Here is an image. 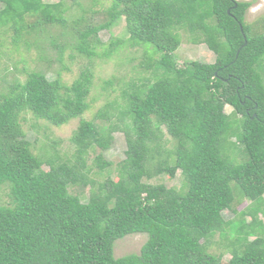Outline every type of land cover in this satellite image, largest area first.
<instances>
[{
    "label": "trees",
    "instance_id": "1",
    "mask_svg": "<svg viewBox=\"0 0 264 264\" xmlns=\"http://www.w3.org/2000/svg\"><path fill=\"white\" fill-rule=\"evenodd\" d=\"M85 1L0 0V28L17 41L77 6L61 35L92 57L97 33L124 19L126 40L110 41L103 55L125 42L148 52L151 45L145 66L153 79L106 102L100 123L81 117L92 62L69 85L33 71L1 97L0 186L8 185L9 202L0 205V264H219L209 251L215 233L230 249L225 264H264V31L244 21L250 1L112 0L95 22ZM177 29L200 38L214 61L178 65ZM54 41L61 54L64 44ZM25 112L53 126L79 117L71 156L34 154ZM117 131L127 138L124 158L113 164L97 154L88 163V152L107 149ZM177 170L179 188L148 182ZM80 186L86 195L73 192ZM236 200L247 201L243 210ZM226 209L233 218H223ZM132 233L147 236L139 253L115 257L116 239Z\"/></svg>",
    "mask_w": 264,
    "mask_h": 264
},
{
    "label": "rangeland",
    "instance_id": "2",
    "mask_svg": "<svg viewBox=\"0 0 264 264\" xmlns=\"http://www.w3.org/2000/svg\"><path fill=\"white\" fill-rule=\"evenodd\" d=\"M87 1V6L89 5L93 9L89 13V18L95 22V20H101L105 17V10L112 0H95L94 3H90V0ZM242 1H250V5L244 14L246 24L252 25L253 31L263 32L264 0ZM85 4L86 1L83 0V5ZM77 10H79L77 6L75 8L70 7L66 15L58 21V24H47L37 33L26 34L24 32L17 41L14 40L12 29L0 28V100L3 95L9 93L11 87L23 83L28 74L33 71L44 73L48 79L59 78L63 84L69 85L79 75L80 71L92 62V82L87 96L88 108L81 117L100 123L102 119L96 116L97 112L102 109L106 102L116 98L121 102L120 94L123 88L126 89L131 83L137 85L145 80L152 81V69L145 66L149 53L152 52L151 45H149L148 52L144 45H130L125 42L119 45L109 57L103 55V51L109 49L110 41L126 40L124 19H120L111 28L100 30L97 33L100 44L95 49V56L86 57L74 50L67 38L61 35V32L70 23V13ZM177 32L180 42L174 51V57L178 65L191 60L204 63L214 61V52L200 38L198 40L192 39V36L183 29H177ZM54 40H56L57 46L64 44L61 54H59L60 48L57 47L56 49L51 45L52 41L55 42ZM59 56H61V61L58 60ZM107 80H111L112 83L105 85ZM231 110V106L225 105L224 111L226 113L231 112ZM21 116L22 129L31 143L34 154L43 160L55 151L62 157L71 156L74 147L69 142V137L77 127L79 117L71 118L62 125L53 126L44 120L34 118L30 113L25 112ZM113 136V141L107 149L102 150L94 147L88 152V163H91L97 154H101L104 160L111 161L113 164L124 158V151L128 147L126 135L117 131L114 132ZM164 136L166 139L168 138L166 134ZM51 143H54L52 144L53 147H42L45 146L43 144L51 145ZM166 145L169 146V143ZM43 168L47 169V164L44 163ZM93 177H95L94 173H90L85 176L84 182L87 183ZM148 182L162 183L166 187L179 188L181 183L180 171L177 170L173 178H169L167 174H159L149 179ZM73 192L86 195L88 187H75ZM8 193V185H1L0 205L8 204ZM81 197L83 200L85 199V196ZM246 205V200H236L233 203V208L240 211ZM222 215L224 219H231L234 216L229 209L224 210ZM259 218L264 222V216L260 215ZM245 220L249 221L250 217L246 216ZM146 238L145 233H132L116 239L113 247L114 256L120 257L130 253H139ZM223 240L219 233H215L210 240L209 251L220 255L219 264H225L231 259L230 249Z\"/></svg>",
    "mask_w": 264,
    "mask_h": 264
},
{
    "label": "bare ground",
    "instance_id": "3",
    "mask_svg": "<svg viewBox=\"0 0 264 264\" xmlns=\"http://www.w3.org/2000/svg\"><path fill=\"white\" fill-rule=\"evenodd\" d=\"M63 85V84H62Z\"/></svg>",
    "mask_w": 264,
    "mask_h": 264
}]
</instances>
